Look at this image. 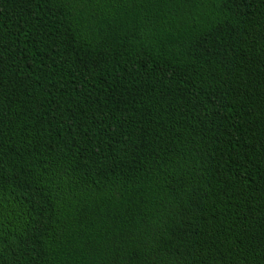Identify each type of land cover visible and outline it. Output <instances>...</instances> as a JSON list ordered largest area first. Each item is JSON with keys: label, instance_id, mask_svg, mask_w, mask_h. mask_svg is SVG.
I'll return each mask as SVG.
<instances>
[{"label": "trees", "instance_id": "obj_1", "mask_svg": "<svg viewBox=\"0 0 264 264\" xmlns=\"http://www.w3.org/2000/svg\"><path fill=\"white\" fill-rule=\"evenodd\" d=\"M0 264H264V0H0Z\"/></svg>", "mask_w": 264, "mask_h": 264}]
</instances>
